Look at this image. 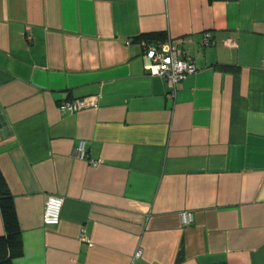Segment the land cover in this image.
<instances>
[{"label": "crops", "instance_id": "obj_1", "mask_svg": "<svg viewBox=\"0 0 264 264\" xmlns=\"http://www.w3.org/2000/svg\"><path fill=\"white\" fill-rule=\"evenodd\" d=\"M145 33L197 66L174 99L144 68ZM0 170L12 264H264V0H0Z\"/></svg>", "mask_w": 264, "mask_h": 264}, {"label": "built area", "instance_id": "obj_2", "mask_svg": "<svg viewBox=\"0 0 264 264\" xmlns=\"http://www.w3.org/2000/svg\"><path fill=\"white\" fill-rule=\"evenodd\" d=\"M27 39L31 36L26 34ZM212 40L211 31L207 30L203 33L202 44L208 45ZM143 55L145 57L144 68L151 75H158L165 79L167 84L166 96L170 99H174L178 84L182 79L191 72L196 71L197 66L193 60V57L180 50L177 47L176 41L170 38H150L143 37L140 39ZM224 43L229 47H234L236 41L227 37ZM71 111H77L84 107H96L98 105L94 97H82L76 98L62 103ZM76 155L79 158H85L91 166H96L102 163L99 158H92L88 155L86 148V141L80 139L76 145ZM63 206V197L56 194H49L45 200L43 209V222L46 225H56L60 222L61 209ZM183 223H189L191 221V214L188 212L182 213ZM79 238L87 243L91 242V239L84 235L82 232ZM141 255V248H137L134 257ZM216 264H228V263H216Z\"/></svg>", "mask_w": 264, "mask_h": 264}, {"label": "trees", "instance_id": "obj_3", "mask_svg": "<svg viewBox=\"0 0 264 264\" xmlns=\"http://www.w3.org/2000/svg\"><path fill=\"white\" fill-rule=\"evenodd\" d=\"M143 37L164 39L159 33H145ZM0 214L4 233L0 235V264H12L13 258L22 254V241L14 198L0 170Z\"/></svg>", "mask_w": 264, "mask_h": 264}]
</instances>
